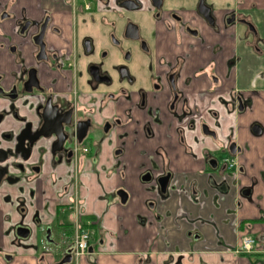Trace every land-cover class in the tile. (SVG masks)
<instances>
[{"label":"flooded vegetation","instance_id":"af4514ba","mask_svg":"<svg viewBox=\"0 0 264 264\" xmlns=\"http://www.w3.org/2000/svg\"><path fill=\"white\" fill-rule=\"evenodd\" d=\"M53 1L56 6L50 7ZM261 0H36V9L18 0L0 2V52L12 59L7 72H0V191H12L25 184L32 198L36 186L51 177H61L63 206L73 212L71 228L42 223L38 213L29 219L20 206V221L6 231L13 242L32 241L38 263L60 264L70 257L75 264L74 239L78 231L94 238L99 216L87 214V189L83 178H91V163H101L105 147L112 148L114 159H123L128 148L136 145L142 131L146 140L155 139L156 127L170 117L178 143H186L185 127L191 109L187 89L182 83L209 78L219 82L218 57L225 50L224 38L232 42V27H244L242 41L257 54L264 53V5ZM36 11V12H35ZM78 15L87 29H73ZM61 17L64 27L58 23ZM11 32L3 31V23ZM234 38V37H233ZM207 41H211L210 43ZM232 54V51H231ZM205 58L206 67L194 68L190 61ZM232 64V55H231ZM230 102L232 103V90ZM249 97L236 94L241 111L251 107ZM164 105V110L160 107ZM227 103H224L226 106ZM219 122V113L212 111ZM203 135L217 137L208 123H201ZM261 132L259 126L254 127ZM223 157L226 170L240 168L237 145ZM167 161L169 152L158 149ZM144 158L151 153L141 152ZM216 165L214 159H210ZM63 171V172H60ZM169 176L163 192L161 181ZM173 173L159 176L147 171L142 181L151 191L168 194ZM49 189L58 187L47 183ZM7 186L12 187L8 189ZM125 192L122 202L120 192ZM250 189L243 194L249 195ZM123 193V195H125ZM123 205L129 193L120 188ZM8 199V197H6ZM1 207V206H0ZM10 220V219H9ZM42 246L38 249V231ZM253 240L251 251L242 247L244 238ZM63 251L57 260V251ZM256 240L243 233L237 254L252 255ZM12 256L5 252L4 259Z\"/></svg>","mask_w":264,"mask_h":264},{"label":"crops","instance_id":"0c3cea01","mask_svg":"<svg viewBox=\"0 0 264 264\" xmlns=\"http://www.w3.org/2000/svg\"><path fill=\"white\" fill-rule=\"evenodd\" d=\"M8 1L0 0L2 4ZM49 5L56 6L53 1ZM22 6L36 9V0H18V9ZM58 23L65 26L61 17ZM2 28L11 32L8 22ZM245 36L244 27L234 26L232 42L224 38L217 84L207 77L182 83L191 109L187 123L195 125L193 130L191 124L185 127L186 143H178L167 115L165 124L156 127L155 139L146 140L140 131L137 144L128 148L123 159H114L112 148L105 147L102 162L91 163L95 174L82 179L87 187L82 196L87 200V214L99 216L100 222L91 250L75 264H264V53L259 55L245 45ZM206 61L199 56L192 59L188 75H193L197 66L206 67ZM11 62L1 51L0 72H7ZM253 91L251 107L241 111L235 95L249 97ZM160 107L164 110V105ZM213 110L218 111L219 122ZM204 122L216 130V138L201 133ZM255 126L261 128L260 133L254 131ZM231 143L241 148L240 168L232 171L224 169L222 162ZM161 148L169 152V161L157 154ZM144 151L151 153V158L141 156ZM166 168L173 176L168 194L161 197L142 176L147 171L159 176ZM46 182L58 187L49 189ZM46 182L37 184L33 198L23 183L12 191H0V264H39L36 255L40 250L32 241L12 243L6 236L20 221V206L28 211L29 219L38 213L44 225L71 228L74 215L63 206L67 196L60 188L61 177ZM120 188L129 193L125 205L118 195ZM244 189H250L249 195L243 194ZM65 214L69 220L63 223ZM243 233L256 240L252 255L236 253ZM5 252L11 260L4 259ZM62 257L59 249L56 258Z\"/></svg>","mask_w":264,"mask_h":264},{"label":"built area","instance_id":"2783aa9c","mask_svg":"<svg viewBox=\"0 0 264 264\" xmlns=\"http://www.w3.org/2000/svg\"><path fill=\"white\" fill-rule=\"evenodd\" d=\"M74 256L76 259L86 255L89 247V234L86 231H78L76 238L74 239ZM253 246V240L250 238H244L242 241V247L246 251H251Z\"/></svg>","mask_w":264,"mask_h":264},{"label":"rangeland","instance_id":"374dc122","mask_svg":"<svg viewBox=\"0 0 264 264\" xmlns=\"http://www.w3.org/2000/svg\"><path fill=\"white\" fill-rule=\"evenodd\" d=\"M73 29L75 30V33L77 31V33H79V34H82L83 30L87 29V26L85 24V20L83 19V16H81V15L77 16V18L75 19ZM68 220H69V217L66 216V214H65L64 218L61 220V222L65 223ZM42 238H43V232L41 231V229H39V231H38V249H40L42 246V243H41Z\"/></svg>","mask_w":264,"mask_h":264},{"label":"water","instance_id":"95a60500","mask_svg":"<svg viewBox=\"0 0 264 264\" xmlns=\"http://www.w3.org/2000/svg\"><path fill=\"white\" fill-rule=\"evenodd\" d=\"M234 147H236V145L235 144H233L232 145V151L234 152ZM168 182H169V176H166V177H164L163 178V180L161 181V186H162V190H163V192L165 191V189H166V187H167V185H168ZM123 193L125 194V192H120L119 193V195L122 197V202H126V194L125 195H123ZM68 262H70V257H68V259H65V260H63L60 264H65V263H68Z\"/></svg>","mask_w":264,"mask_h":264},{"label":"bare ground","instance_id":"6f19581e","mask_svg":"<svg viewBox=\"0 0 264 264\" xmlns=\"http://www.w3.org/2000/svg\"><path fill=\"white\" fill-rule=\"evenodd\" d=\"M97 247V246H96Z\"/></svg>","mask_w":264,"mask_h":264}]
</instances>
